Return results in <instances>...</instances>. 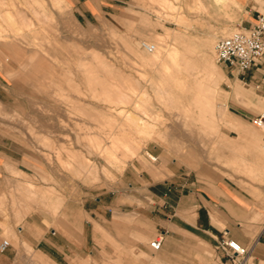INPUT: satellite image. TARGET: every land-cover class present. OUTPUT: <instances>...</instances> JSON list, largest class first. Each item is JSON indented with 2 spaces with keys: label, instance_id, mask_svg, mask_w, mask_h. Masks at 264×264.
Instances as JSON below:
<instances>
[{
  "label": "rangeland",
  "instance_id": "obj_1",
  "mask_svg": "<svg viewBox=\"0 0 264 264\" xmlns=\"http://www.w3.org/2000/svg\"><path fill=\"white\" fill-rule=\"evenodd\" d=\"M215 1L0 0V264H221L223 234L264 249V54L236 75L214 53L264 0L249 27ZM128 83L133 103L102 95ZM164 183L192 206L173 215L149 189Z\"/></svg>",
  "mask_w": 264,
  "mask_h": 264
},
{
  "label": "built area",
  "instance_id": "obj_2",
  "mask_svg": "<svg viewBox=\"0 0 264 264\" xmlns=\"http://www.w3.org/2000/svg\"><path fill=\"white\" fill-rule=\"evenodd\" d=\"M141 46L150 52L155 49L154 44L145 41L141 42ZM214 53L216 61L236 75L243 74L256 65L264 54V13L258 14L256 22L249 29H238L227 36L219 37L214 45ZM253 123L264 129V112L258 113ZM162 241V235L154 237L149 241V246L157 252L162 247ZM9 245V241L3 239L0 242V252ZM216 248L222 253L221 264H249L250 248L234 238L223 234Z\"/></svg>",
  "mask_w": 264,
  "mask_h": 264
},
{
  "label": "crops",
  "instance_id": "obj_3",
  "mask_svg": "<svg viewBox=\"0 0 264 264\" xmlns=\"http://www.w3.org/2000/svg\"><path fill=\"white\" fill-rule=\"evenodd\" d=\"M234 3L237 5V8L236 9L234 8L235 18L231 21L230 25L234 27H249L250 25H252L255 21V17L257 16V12H258V9H255L252 6L253 0H234ZM3 163H4V156L2 155L1 143H0V167ZM149 189L151 190V193L153 195L155 196L161 195L164 197L165 202H167L168 204L167 206L174 210L173 215H175L176 212L179 210L186 211L188 208L192 206V200L189 197H187V195L176 194L175 192L177 189L171 185H166V183H164V185H159V186H154L153 184H150ZM175 197H177V199H175ZM198 200H200L201 202V205H199L198 208H201L202 206L204 207V201L200 198H198ZM198 210L195 218L196 228H198L201 231H205L208 233L210 232L213 236L216 237L221 236L222 231L216 227H213V225L209 221V218L208 221L205 222L204 218H202L198 214ZM166 224L167 226L173 225L178 229H182L181 227L178 226L177 223H173V218L168 219V222ZM168 232L169 230L167 231V233ZM170 232L171 234L174 233V231H170ZM260 235L258 236L257 241L250 242L247 245L250 248V254L248 259L252 257L254 259V262L256 263H259L260 261L264 262V249L262 245H260L259 243ZM233 238L239 241L237 236Z\"/></svg>",
  "mask_w": 264,
  "mask_h": 264
},
{
  "label": "bare ground",
  "instance_id": "obj_4",
  "mask_svg": "<svg viewBox=\"0 0 264 264\" xmlns=\"http://www.w3.org/2000/svg\"><path fill=\"white\" fill-rule=\"evenodd\" d=\"M163 1V0H162ZM215 1V0H214ZM227 2L228 0H218V2ZM215 3H217L216 1H215ZM170 7H172V5H170ZM17 12V11H16ZM19 16V15H18ZM183 16V15H182ZM178 20L179 21H185L184 20V18H182V17H178ZM29 26V34H31V33H34L35 32V27L33 28L32 27V24L31 23H27V24H25V26ZM35 26H36V24H35ZM38 26V25H37ZM24 27H22V29H23ZM37 28V27H36ZM11 29V28H10ZM23 30H25V28L23 29ZM21 32V31H20ZM28 32V31H27ZM25 32H23V33H19L18 32V29H15L14 31H13V34L11 35V38H10V40L8 41V44L10 45V47L12 48V50L13 51H21V50H23V51H25L26 49H24L21 45H20V42H25L26 44H30V42H29V40H28V33H26V34H24ZM154 44V43H153ZM155 45V49H156V44H154ZM153 50V52H154V54H153V60L154 59H156L157 57H158V50ZM168 52H167V54H168V56L173 60L175 57H176V54H177V49L176 48H168V50H167ZM31 53V52H30ZM153 60H152V62H153ZM156 60H158V59H156ZM151 61V60H150ZM16 62H18L19 64H21L22 63V60H20V61H17L16 60ZM24 63H25V61H23ZM24 63H23V65H21L22 67L23 66H25L24 65ZM19 64H18V66H19ZM26 66H27V64H26ZM25 66V67H26ZM20 68V67H19ZM37 68V67H36ZM24 69H26V68H24ZM23 69V70H24ZM28 75H26L25 74V77H24V79H26V77H27ZM29 77V76H28ZM27 77V78H28ZM31 77V76H30ZM29 77V78H30ZM29 78L26 80V81H28L29 80ZM32 78V77H31ZM32 80V79H31ZM123 87L125 88V90H118V91H115V90H113V89H111V88H109V87H107V86H104L103 88H102V95H105V96H107V98L108 97H111L112 98V96H115V94H116V96L115 97H117V99H119V101L121 100V102L123 101V102H126V103H133V96H134V94H132V93H134L135 92V90L133 89V86L131 85V84H124L123 85ZM235 90V89H234ZM114 91L116 92V93H114ZM114 97V100H112V101H115L116 100V98ZM106 98V97H105ZM104 98V99H105ZM113 99V98H112ZM111 101V100H110ZM117 101V100H116ZM125 113H126V117H127V119H129L130 121H132V123L134 122V119L131 117V111L130 110H126L125 111ZM111 148H112V150H117V149H123V150H125V152H130V153H134V149H132L130 146H129V144H127V143H124V142H118V141H116V142H112V144H111ZM262 148H263V144H262ZM264 150V149H263ZM109 156H111V157H114V153L113 152H110L109 153ZM7 240V239H6ZM236 240V239H235ZM239 242V241H238ZM152 250V249H151ZM153 251V250H152ZM154 252H156V251H154Z\"/></svg>",
  "mask_w": 264,
  "mask_h": 264
}]
</instances>
